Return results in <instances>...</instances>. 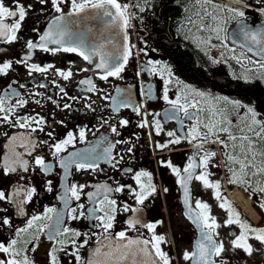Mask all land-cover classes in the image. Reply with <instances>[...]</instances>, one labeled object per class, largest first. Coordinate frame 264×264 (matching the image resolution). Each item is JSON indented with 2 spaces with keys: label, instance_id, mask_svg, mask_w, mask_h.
Here are the masks:
<instances>
[{
  "label": "snow or ice",
  "instance_id": "snow-or-ice-1",
  "mask_svg": "<svg viewBox=\"0 0 264 264\" xmlns=\"http://www.w3.org/2000/svg\"><path fill=\"white\" fill-rule=\"evenodd\" d=\"M143 2L145 6H152L151 0ZM37 5L41 10L50 7L55 15L47 23L46 29H33L38 39L25 41V52L20 58L0 61V76H7L14 64L25 66L29 75L34 72L47 73L51 65L42 67L29 63L33 50L40 49L44 52L77 53L98 70L100 80L108 81L110 77L122 79V73L134 55L138 57L142 53L147 57L152 51L145 47L136 49L127 33V29L132 27L134 16L129 9L135 7L143 12L145 7L139 3L121 4L119 0H28L27 3L24 0H0V43L12 44L20 39V30L29 13L36 11ZM181 7L183 18L178 32L185 40L202 50L225 49L226 52L221 51V57L235 60L245 69V74L237 78L246 81L253 78L264 80V27L249 25L245 22L243 10L221 7L214 0H184ZM66 8H70V11L66 12ZM224 11L228 12L227 17L222 14ZM259 11L264 15V8ZM92 12L107 18L105 29L123 32L121 45H116L110 36L92 27L72 30L68 17L93 18ZM229 20L237 23L232 33V43L240 41L238 54L236 48L226 43V24ZM212 59L213 63L218 62ZM90 70L82 69L84 72ZM54 71L65 81L73 77L71 70ZM144 74L158 77L162 83L159 96L154 94L155 86L151 83H141V94L146 100L159 99L167 104L169 108L165 109L164 116L175 120L180 131L179 135L176 131H167L169 139L164 143L155 142V147L163 150L187 142L196 148L182 168L174 165L170 159L160 161L161 166L170 169L176 177V183L182 189V202L186 208L184 215L198 230L191 250L182 252V260L186 264H230L231 260L251 257L254 252L261 250L260 246H264V226H253L242 219L232 203L222 197L221 182L210 179L214 175L210 166L219 167L214 163L218 156L217 150L204 146H219L230 184L246 186V191L250 189L253 193L264 194V115L239 100L192 88L176 78L171 67L159 60L148 58L141 62L136 76L139 78ZM16 83L18 81H13L0 95V128L4 129L0 131V137L3 138L0 144V176L16 178L7 189L0 185V229L11 230L9 238L0 236V264H36L34 254L44 236L51 245L47 252L48 264H62L61 254L72 258L68 264H174V257L163 247L168 243L166 236L156 231L163 221L147 222L143 219V211L147 207L145 202L157 193L153 174L142 169H123L125 175L132 174L130 178L136 187L118 180L114 186L107 181L91 184L72 182L73 170L77 173H95L100 168L101 160L116 167L120 160L112 156L113 145L102 147L106 139L102 137L90 147L69 152V146L75 147L77 142L85 143L86 128H80L78 133L68 131L63 139H57L53 131L46 132V127L52 126L40 113L22 112L29 101L12 86ZM79 83L86 85L89 93L102 91L90 77H85ZM38 86L47 87L44 83ZM56 86L60 93L68 97L64 87ZM19 87L25 88L26 85L20 84ZM132 87L116 88V97L105 94L100 98L111 99L117 112L121 108H131L136 115L141 116L138 126L149 127L159 136L164 132V125L159 119L161 114L149 113L146 108L142 112L145 105L133 102L130 94ZM173 88L176 89L174 93ZM52 102L56 107H61L55 100ZM35 103L39 104L40 101L36 100ZM94 103L92 101L86 107L95 111L92 107ZM70 107L67 103L63 105L65 109ZM148 116L153 117L151 123ZM58 123L63 124V121ZM119 123L126 126L129 121L124 119ZM111 131L119 135L115 126L111 127ZM37 133H44L47 138H41ZM44 148L48 149L51 159L46 158ZM57 165L59 173L55 171ZM54 174L59 176V188L55 190L54 198L61 207L45 205L42 213L28 216V205L41 195L33 177H50ZM193 181L199 182L205 189L214 190V197L220 202L219 208L226 211L223 223L218 222L212 214L209 203L196 199L193 207L190 188ZM42 188L44 192L53 193V180L44 179ZM125 191L134 200V205L117 199L116 194ZM163 191L167 192L168 189L164 188ZM82 198L86 203L81 202ZM4 204L11 205L16 215L25 218L23 226L14 227L11 216L2 214L8 212L2 206ZM260 207L264 208V202L260 203ZM121 213L131 215L125 217L123 228L117 231V218ZM67 220H87L90 228L97 231L81 232L68 226ZM231 226L238 227L239 233L230 231L228 236L231 238L225 240L221 237L220 229ZM140 229L146 230L148 235ZM131 232L136 235L130 236ZM252 241L258 244L254 246ZM240 253L244 255L240 256Z\"/></svg>",
  "mask_w": 264,
  "mask_h": 264
},
{
  "label": "flooded vegetation",
  "instance_id": "flooded-vegetation-1",
  "mask_svg": "<svg viewBox=\"0 0 264 264\" xmlns=\"http://www.w3.org/2000/svg\"><path fill=\"white\" fill-rule=\"evenodd\" d=\"M27 2L28 0H24V3ZM119 2L130 5L139 3L145 7V11L143 12H139L135 7L129 9L130 12L134 13V16L131 20L132 27L127 29V33L131 43L136 45V49H140L141 47L152 49L147 57L142 53L138 57L134 55L129 60L125 72L122 73V79L110 77L108 81L100 80L98 70L93 65H89L87 61H84L77 53H54L36 49L33 50L32 59L29 63H36L42 67L51 65L52 68L47 73L34 72L29 75L25 66L14 64L13 69L7 76H0V95L4 94V90L9 84H12L13 81H18V83L12 86L23 98L29 101L22 112L25 114L40 113L47 120L48 125L52 126L46 127L45 131H53L57 139H63L68 131L78 133L80 128L85 127V143L77 142L75 147L69 146V152L90 147L95 142L100 141L102 137L106 138L102 147H107L108 144L113 145L112 156L120 160V163L116 167H113L111 163L101 160L100 168L95 173L91 171L77 173L73 170L71 176L72 182H88L91 184L107 181L114 186L115 181L118 180L121 183L131 184L133 187H136L134 181L130 178L132 174L125 175L123 169L132 168L134 170L142 169L150 171L153 174V182L157 186V193L145 202L147 207L144 208L143 219L147 222L163 221L156 231L158 234L165 235L168 240V243L163 245L164 249L169 251L170 255L174 257V264H186L182 260L181 254L186 249L191 250L192 244L197 238L198 230L184 215L186 208L182 202V189L176 183V177L170 169L161 166L160 161L170 159L174 165L182 168L187 163L188 157L196 151V148L194 144L187 142L170 146L163 150L155 147V142L164 143L169 139L166 135L167 131H176L179 135V125L175 120L165 118V109L169 108L167 104L159 99L146 100L141 94V83L145 85L151 83L155 86L154 94L159 96L162 83L159 78L150 77L147 74L138 78L136 72L139 70L140 63L146 59L159 60L171 67L176 78L190 85L192 88L209 92L214 96H226L232 100H239L243 104L255 107L262 115H264V80L253 78L250 81H246L243 78H237L245 74V69L236 63L235 60L222 58L219 54L221 51L226 52L225 49H213V51H217V56H219L214 58L218 62L213 63L209 50H202L191 41L185 40L181 33L178 32V26L183 18L181 4L184 0H151V7L145 6L143 0H119ZM214 2L221 7L243 10L246 14V23L253 27H264V15H261L259 11L261 8H264V0H261V2H258V0H240V2L238 0H214ZM67 11H70V8H66ZM226 12L224 11L222 14ZM53 15L55 14L50 7L41 10L40 6L37 5L36 11L30 12L28 19L24 22L19 32L20 39L12 44L0 43V61H15L20 58L25 52V41L28 39H38L37 33L33 29L37 27L41 30L46 29V25L50 22ZM91 16L93 18L72 16L67 19L73 31L92 27L94 30L103 31L105 35L110 36L116 45L123 43L122 31L119 29L112 31L104 28L107 18H101L95 12H92ZM232 24H236L237 26L236 21L229 20L226 24L227 32ZM213 42L218 43V41ZM226 43H228L229 47L236 48L237 54L239 53V45H232L228 40ZM194 51L197 52L196 58ZM253 58L255 59L256 57ZM85 68H90L91 70L88 72L82 71ZM55 69L71 70L73 72L72 79L65 81L62 77L56 75ZM85 77L92 78L97 87L102 91L100 93L87 92V86L79 83ZM40 83L46 84L47 87H39ZM20 84H25L26 87L20 88ZM57 84L64 87L68 93V97H76V99H69L60 93L59 88L56 86ZM129 85L133 86L130 89L133 102L145 105L141 109L142 112L146 108L149 113L159 112L161 114L159 119L164 125V132L159 136L149 127H139L141 116L136 115L131 108H121L117 112L114 110L115 105L111 99L104 100L100 98L105 94H108L110 97H116V88L128 89ZM175 91L176 89L173 88V93ZM33 93H40L41 95L34 96ZM173 93H170V95ZM49 97L52 99H49ZM36 100H39L40 103H35ZM53 100L59 103L61 107H56V104L52 102ZM92 101H95L92 105L95 111L86 107ZM65 103L70 104L71 107L67 109L63 108ZM147 118L151 123L153 117L148 116ZM124 119L128 120L129 123L126 126H121L119 121ZM59 121H63V124L58 123ZM113 126L117 128L119 135L111 131V127ZM3 130V128H0V131ZM9 131L15 130L10 129ZM150 132L151 135H149ZM37 135L41 138H47L44 133H37ZM118 141L119 143H117ZM2 143L3 138L0 137V144ZM204 147L217 150L218 156L214 163L218 164L219 167L210 166V170L214 174L210 179L221 182L220 191L222 197L232 203L233 207L240 213L242 219H246L253 226H264V214L258 213L256 209L257 204H260L262 200L258 198V193H253L250 189L246 191V186L230 184L229 173L222 163L223 156L220 154L219 146L206 144ZM130 148L132 149L131 152H129ZM43 151L46 158L51 159L48 155V149L44 148ZM121 157H123L122 160L120 159ZM55 171L56 173L60 172L58 165ZM15 179V177L8 179L0 176V185L7 189ZM33 179L41 195L34 198L33 203L28 205V216L42 213L45 205L61 207L59 202L54 198L55 190L59 188V176L55 174L50 177L35 175ZM44 179L53 180V193L43 191L42 183ZM164 188H167L168 191L164 192ZM190 188L193 207L195 206L196 199L209 203L212 208V214L217 217L218 222L223 223V220L226 218V211L219 208L220 202L215 199L214 190L205 189L196 181L190 184ZM89 190L91 189H85V191ZM239 193L248 202L247 205L245 202L240 203L235 199L234 196ZM244 194H250L253 202L251 203ZM116 195L119 201H127L134 205V200L127 191ZM81 202L86 203L83 198ZM2 206L8 209L7 213L2 214L11 216L14 227L24 225L25 218L16 215L11 205L4 204ZM128 215L131 214L121 213L118 216L115 230L118 231L123 228L122 221ZM254 216L255 218H253ZM67 224L81 232L97 231L90 228L87 220H67ZM233 230L237 234L239 233V229L236 226L221 228V237L225 240L230 239L231 237L228 236V233ZM140 231L148 235L146 230L140 229ZM10 234L11 230L0 229V236H3V238H9ZM129 235L135 236L136 233L131 232ZM252 243L254 246L258 244L256 241H252ZM50 246L47 237H41L39 248L34 254L36 264H48L47 252ZM260 248L261 250L254 252L251 257L231 260L230 264H264V246H260ZM61 255L62 264H68L72 260L70 256ZM229 255L231 254L229 253ZM239 255L243 256L244 254L240 253Z\"/></svg>",
  "mask_w": 264,
  "mask_h": 264
},
{
  "label": "rangeland",
  "instance_id": "rangeland-1",
  "mask_svg": "<svg viewBox=\"0 0 264 264\" xmlns=\"http://www.w3.org/2000/svg\"><path fill=\"white\" fill-rule=\"evenodd\" d=\"M227 12L226 13H224L223 15L224 16H227ZM210 55L212 56V58H216V57H219V56H217L218 54H217V51L215 50V51H213V50H211L210 51ZM220 55V54H219ZM248 195V194H247ZM247 195H245L244 194V196L245 197H247L250 201H251V203L253 202V199H252V197H251V195L249 194L248 196ZM258 198H261L262 200L261 201H264V194H260V193H258ZM245 199V198H244ZM261 201H260V203H261ZM256 209H257V211H258V213H263L264 214V208H261L260 207V204H257V206H256Z\"/></svg>",
  "mask_w": 264,
  "mask_h": 264
},
{
  "label": "water",
  "instance_id": "water-1",
  "mask_svg": "<svg viewBox=\"0 0 264 264\" xmlns=\"http://www.w3.org/2000/svg\"><path fill=\"white\" fill-rule=\"evenodd\" d=\"M236 24H232L231 26H230V28H229V30H228V32H227V34H228V41L232 44V45H235V46H238L239 44H240V41H237V43L236 44H233L232 43V39H233V37H232V33L236 30ZM121 31V30H120ZM122 33V32H121ZM114 35H117L116 33H113Z\"/></svg>",
  "mask_w": 264,
  "mask_h": 264
},
{
  "label": "bare ground",
  "instance_id": "bare-ground-1",
  "mask_svg": "<svg viewBox=\"0 0 264 264\" xmlns=\"http://www.w3.org/2000/svg\"><path fill=\"white\" fill-rule=\"evenodd\" d=\"M241 197H239V196ZM236 194L234 197H235V199L238 201V202H240V203H244L245 202V204L247 205L248 204V202L247 201H245V199H244V197L242 196V194L241 193H239V194ZM253 218H255V216L253 217Z\"/></svg>",
  "mask_w": 264,
  "mask_h": 264
},
{
  "label": "trees",
  "instance_id": "trees-1",
  "mask_svg": "<svg viewBox=\"0 0 264 264\" xmlns=\"http://www.w3.org/2000/svg\"><path fill=\"white\" fill-rule=\"evenodd\" d=\"M194 53H195V58L197 57V52L196 51H194ZM210 58V57H209Z\"/></svg>",
  "mask_w": 264,
  "mask_h": 264
}]
</instances>
